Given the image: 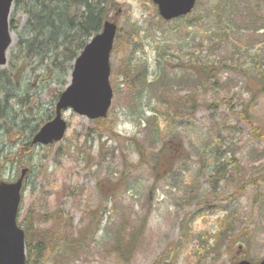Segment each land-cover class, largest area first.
<instances>
[{"label":"rangeland","instance_id":"374dc122","mask_svg":"<svg viewBox=\"0 0 264 264\" xmlns=\"http://www.w3.org/2000/svg\"><path fill=\"white\" fill-rule=\"evenodd\" d=\"M118 1L110 10L120 28L111 56L114 98L103 128L113 126L120 138H99L104 131L98 127L99 120L66 110L63 117L69 128L65 137L50 145L36 144L22 159L30 171L19 222L32 208L39 215L57 210L60 235L72 224L79 240L73 264H122L112 247V234L124 225L127 230L141 232L129 262L124 264L262 260L264 142L254 134L264 127V76L255 69L254 58L258 55L263 60L264 69L263 1L199 0L188 17L173 21H164L151 0ZM21 14L19 29L12 30L14 51L28 20ZM132 28L137 35H129ZM128 65L137 70L147 66L151 80L167 74L174 92L165 96L161 89L140 94L131 90L124 75ZM47 71L44 67L35 70L25 81L33 85H26L23 89L27 93L20 92V98L11 102L13 108L7 115L16 120L10 134L3 137L6 146L15 138L21 145L42 119L52 115L57 103L55 91H61L64 83ZM199 72L200 76L207 74L201 76L203 84L196 86ZM253 95V110L247 117L243 110ZM161 96L169 99L170 106ZM6 111L0 110V114ZM154 112L160 116L166 136L149 148L158 137L149 125ZM166 147L171 152L169 160L164 153L157 162L156 153ZM144 150L146 156L141 155ZM181 154L183 161L177 164ZM144 159H148L147 164ZM1 165L0 177L14 181L20 176L18 165L15 169ZM222 166L225 173L219 175ZM110 171L126 184L118 183ZM213 176L216 180L208 181ZM193 182L195 189H190V196L197 199L188 204L185 192L176 185L188 183L190 188ZM112 189L119 190L114 198ZM227 214L232 223L227 234L232 233L235 242L208 247L206 237H199L201 232L217 233V219ZM184 227L190 228L186 236ZM89 228L88 238L83 230ZM52 254L48 253L43 264H53ZM62 264H66L65 259Z\"/></svg>","mask_w":264,"mask_h":264},{"label":"trees","instance_id":"16d2710c","mask_svg":"<svg viewBox=\"0 0 264 264\" xmlns=\"http://www.w3.org/2000/svg\"><path fill=\"white\" fill-rule=\"evenodd\" d=\"M258 1H263L264 3V0ZM118 4V0H14L12 8L13 12L10 16L11 30L17 31L19 29L22 21V17H18L20 13H22L21 15H26L28 20L23 27L25 34L22 35L21 33L18 37V42L16 44L17 50L14 51V49H11L12 51L10 52L11 54L9 56L7 67L0 68V110H8L5 113L0 114V163L9 159L8 155L12 154L16 155L14 157L15 159H20L21 157L15 165L19 164L18 166L20 168L25 167L22 159L27 153L31 154L35 147V145H33L34 143H32V138L39 131L42 124L55 115V108L53 107L54 110L52 115L45 120L42 119L32 131V134L21 145L16 142L17 138L13 139V142H10L8 146L3 143L2 140L4 135L7 133L10 134L13 130L12 127L15 125L14 121L16 120L15 116L7 115L13 108L11 105L13 103L11 102L13 99L20 98V92L27 93V90L23 89L26 85H33L31 82L25 84L27 78L32 76L35 73V70L40 67H44L46 71L48 70L52 77H60L63 80L62 83H64V86H62L61 91H55L54 101H57L62 91L69 83L67 78L73 69L75 60L84 50L90 39L95 34L102 31L106 21H114L118 23L117 16L110 12L111 8H116ZM248 12L250 17H254L252 11H249L248 9ZM252 22H255V19ZM129 35H137L136 30L132 28ZM116 41L119 42V35ZM254 63L255 69L258 73L261 74V76H264V69L262 68L263 60L256 55ZM200 73L201 72L197 73L199 77L195 78L196 86H201L203 84L201 76L204 78L207 74L203 73V75L200 76ZM124 75L126 76V82L128 83L129 88L139 94L148 90L152 93H157V90L159 89L162 90V94L165 96L174 92L173 81H171L167 74H159L157 80H151L147 66L141 65L139 70H137L135 66L128 65L124 71ZM213 77L218 81V75ZM156 81L158 82L156 83ZM182 84L184 85V83ZM182 84L180 83L179 85L183 86ZM179 85L177 88H181ZM187 95H189V93H187ZM254 97L255 95L249 100V103L245 104L243 114L247 115V117H251L250 112L252 113L253 110L252 106L254 104ZM161 98L168 106H170L168 98L167 100L163 96H161ZM227 103L232 105L231 100H227ZM107 119H98V127L100 130L104 129L102 134H99V138L107 135L108 137L118 140L120 135L116 132L113 126L103 128L104 124L107 123ZM167 121L169 122L168 119ZM162 123L160 116L154 112L153 117L149 119V125H152L153 127L152 131L154 136L155 133H157L158 137H156V140L153 141L152 145H149V148H154L156 146L154 143H157L159 139L166 136V133L162 131ZM259 128L260 129L255 130L254 136L255 138H261L260 141L264 142V127ZM19 133H21V131H19ZM103 145L104 144L101 143V147ZM11 146L19 147L13 149ZM169 150L168 147L158 150L156 153V161H161L164 153L167 154L165 160L168 161L171 154ZM147 153L148 152L144 150L141 152V155L146 156ZM2 155L4 156L2 157ZM160 156L162 157L160 158ZM183 158L182 154L180 160L176 163L178 164L183 161ZM144 162L147 164L148 159H144ZM15 165L13 166V169H15ZM219 165L220 163H218V166ZM224 173L225 168L222 166L218 169V174L223 175ZM110 174L117 176L118 183L126 184L121 179V176L118 177L117 173L110 171ZM2 179L4 178L0 177V180ZM215 180V176L208 179V181L212 182ZM111 181L113 182L112 177ZM178 186L181 187L182 191L186 194V203L190 204L197 199L190 196L191 190L195 189L194 182L190 188L188 183L177 184L176 187ZM117 191L119 192L118 189ZM118 192L112 189L111 197L114 198ZM101 199H103L102 196ZM204 206L206 207V204ZM58 218L59 212L57 210L44 215H39L37 211L32 208L25 219H22L21 222H19L21 226H24L26 232L27 264H43L48 253H53V264H62V259H65L66 264H73L76 261V244L79 240L75 235L74 226L72 227L71 224L66 233L60 235V223ZM230 220L229 214L221 217L220 220L217 219V227H219V231L217 233H211V231L201 232L203 235L199 236L200 239L206 237L208 247L210 248H216L226 241H229L231 244L234 243L235 241L233 240L234 236L232 233L230 235L227 234V230L229 229L228 225L232 224ZM51 221H53L52 226L49 225L50 227H47V223ZM95 222L98 223L99 220L97 219ZM182 230L183 236H186L190 228L184 227ZM83 231L89 238L90 229ZM140 234L141 232L135 228L127 230L125 225L124 228H122V226H117L115 228L112 234V247L114 248V252L116 249V253L119 255V261L122 264H124V262H129L128 257L131 255V252L135 250V247L139 242ZM59 237L61 238L59 239ZM182 239H185V237ZM212 241L213 243L211 244Z\"/></svg>","mask_w":264,"mask_h":264},{"label":"water","instance_id":"95a60500","mask_svg":"<svg viewBox=\"0 0 264 264\" xmlns=\"http://www.w3.org/2000/svg\"><path fill=\"white\" fill-rule=\"evenodd\" d=\"M152 1L167 21L188 15L197 3V0ZM13 2L0 0V67L7 65L14 43L9 21ZM118 31L116 22L106 21L102 31L86 45L74 63L70 84L57 101L54 118L40 128L33 138L34 144L48 145L64 138L68 124L63 112L67 109L93 120L108 116L114 97L111 54ZM27 171L24 168L16 182H0V264H27L25 230L18 223ZM237 264H264V258L259 263L243 260Z\"/></svg>","mask_w":264,"mask_h":264},{"label":"bare ground","instance_id":"6f19581e","mask_svg":"<svg viewBox=\"0 0 264 264\" xmlns=\"http://www.w3.org/2000/svg\"><path fill=\"white\" fill-rule=\"evenodd\" d=\"M25 118H26V116H25ZM14 123H15V121H14ZM13 123V124H14ZM32 143H33V138H32ZM33 145H35L36 146V144H33ZM22 155H24V154H22ZM26 155H30L29 153H27ZM4 155H2V157H3ZM16 155H12V154H9L8 155V157H9V159H7L6 161H4L3 163H2V167L3 168H5L6 167V169H8V167L10 166H14L20 159H15L14 157H15ZM19 165V164H18ZM21 177V176H20ZM19 177V178H20ZM26 177V176H25Z\"/></svg>","mask_w":264,"mask_h":264}]
</instances>
